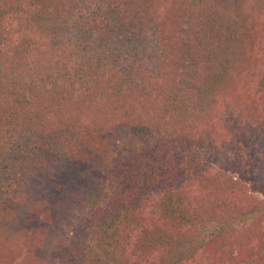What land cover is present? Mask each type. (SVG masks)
<instances>
[{"label": "trees", "instance_id": "obj_1", "mask_svg": "<svg viewBox=\"0 0 264 264\" xmlns=\"http://www.w3.org/2000/svg\"><path fill=\"white\" fill-rule=\"evenodd\" d=\"M106 1L111 3L97 10L93 0H0V118L9 109L16 110L15 104L32 93L38 78L65 97L68 94L64 92L76 90L71 99L77 103L69 107L70 111L75 109L72 115L63 117V125H51L52 131L44 126L42 130L48 137L55 136L57 130L62 135L71 134L61 140L62 144L68 149L78 147L74 148L72 161L89 162V172L101 186L84 208L89 221L97 220V240L88 244L84 242L87 237H77L70 242H55L58 249L49 252V264H190L196 258L205 261L204 252L212 244L223 260L264 264L259 261L264 254L262 244L257 247L253 243L263 236L264 199L255 198L253 191L264 190V174L256 172L258 168L264 171V166L258 167L255 160L261 134L252 125L264 109V51H257L261 31L256 23L260 18L264 21V0H156L166 10L157 18L151 12L157 11L155 0ZM73 5L85 12H79L78 17L87 21L71 28L69 22L76 20L70 15ZM179 7L186 10L183 16L172 12ZM63 8H67L65 12ZM192 8L197 9L191 15ZM118 17L136 25L137 43L132 45L135 35L130 37L129 45H111L109 37L113 33L109 29L120 24L119 19L115 21ZM54 20L74 42L71 55L77 53L75 60L67 57L69 64L64 69L57 65L59 58L54 61L53 53L42 47L51 44L46 41L49 37L44 25ZM83 28L79 40L78 32ZM156 30L163 36L153 37ZM146 54L150 64L162 63L153 70L189 90L180 107L186 133L173 132L165 144L161 140L151 143L152 135L139 138L137 133L128 145L115 148L116 142L110 136L112 127L104 126L107 116H99L100 109L94 103L109 98L114 111L130 98L136 100L130 89L136 96L143 94L147 86L138 77L149 70L144 65ZM93 61L103 70L90 79L86 65L93 67ZM202 71L203 81L197 84ZM154 73L150 76L155 79ZM101 74L108 80L107 92L98 94L92 92L88 82ZM136 75L137 79L129 81ZM81 78L85 81L80 82ZM144 95L148 103L152 93ZM171 101L172 108L166 105L162 115L165 123L178 112V99L173 96ZM85 109L98 110V121L91 126L76 117ZM206 113L211 128L223 122L221 127L227 130V143L222 146L227 150L224 158L218 145L222 141L211 138L213 131L208 127L201 130L199 121ZM33 119L39 121V117ZM81 127L84 130H77ZM1 139L9 143L11 137L0 136V171H4L2 175L0 172V244L6 246L8 232L14 226L11 211L17 210L12 213L19 215L20 206L16 208L14 202H20L27 188L12 161L3 166L7 151L4 153ZM168 150L170 155H165ZM225 158L230 161L227 163ZM219 159L221 163L216 164ZM232 164L240 165L237 178L230 173ZM4 198L9 199L6 207L2 206ZM55 205L50 206L52 214L58 210ZM41 207L35 211L37 217L45 214ZM128 228L138 233L133 246L136 252L130 254L124 247L130 243ZM160 248L163 252L152 258L153 251ZM1 250L4 259L9 254ZM43 254L39 253V258L44 259Z\"/></svg>", "mask_w": 264, "mask_h": 264}, {"label": "rangeland", "instance_id": "obj_2", "mask_svg": "<svg viewBox=\"0 0 264 264\" xmlns=\"http://www.w3.org/2000/svg\"><path fill=\"white\" fill-rule=\"evenodd\" d=\"M93 1L94 4L97 5V10H100L103 6L111 3L106 0ZM155 2L157 3L156 0ZM251 2L255 3V0ZM187 5L190 6V4H185V6ZM158 6L159 4L156 5L157 11H155V9H152L151 11L155 18H157L159 12H161V16L162 13L166 14V10H162V8ZM71 7L72 11L70 12V15L72 14V16H75L76 18V20L72 19L69 22L71 28L84 25V22L87 20L83 17H78V13L83 11H78L75 9L74 5ZM191 7H195V5H192ZM66 9L67 8H63L62 11L65 12ZM194 9L196 10L197 8L191 9V15L193 14ZM183 10H185V8L179 7L172 10V12L173 14L177 13L183 16ZM118 19L119 17L115 18V21ZM263 22L264 21L261 18L256 21V23L260 25L259 30L261 31V39L257 44L258 54H263L264 51V28H261ZM119 23L120 24L117 26H111L109 29L111 33H113V37H109L111 42H113L111 45L116 46V44L120 43H126L129 45L130 37H134L137 33L136 25H132L131 20L124 23L119 19ZM70 25L63 24L62 26L70 28ZM44 28L47 32L46 35L49 37L46 41H51V44L42 47L46 52L50 51L53 53L54 61H56L55 58L58 57L59 60L57 65L60 69H64L67 64H69L67 57L71 56L74 60L76 59L77 53H74L75 55H71V52L75 47V45H73L74 42L69 41V36H67L65 32L61 31V26H59V24L57 25L56 20H54L51 25L45 23ZM158 31L159 30H156L153 37L159 38L163 36L162 34H159ZM81 32L84 33L85 29L83 28L80 33L78 32L80 35L79 40L82 39ZM163 34L164 36H167L166 31H164ZM175 36L177 37V35ZM135 38L136 40H133L132 45L137 43V35ZM144 60V65L147 66L149 70L147 69L144 75L138 77V81H142L147 87L143 88V94L139 93L137 96L152 93L148 103L145 101L146 95L137 97L131 89L129 92L136 97V100L134 98H130L122 104L123 107L114 111H112V108L109 106V98L102 101L99 99H97V101L95 98L96 103H94V105L98 106L101 113L99 116H107L105 117L104 126H107V128L112 127L110 136L115 138L114 139L112 137V139L116 142V146L114 145L115 148H121L124 144L128 145L127 141L136 137L137 133L139 138L142 135L145 137L152 135V137L149 138V142L151 143L161 140L164 144L169 140L173 132L183 134L186 133L185 129L187 127H184V122L186 120L183 121L185 117L183 116V112L180 107L183 103V97L189 90L180 88V86H183V83L175 84V80L170 81L167 77L165 78L163 73L160 75V71L153 70L154 67H162V63L155 64L154 61L150 64L149 54L145 55ZM93 65V67L89 64L86 65L89 73L87 76L90 79L93 78V74L103 70L98 67V63L96 61H93ZM135 68H137V66H135ZM154 72H157V77L155 79L150 76L152 74H156ZM135 74H137V72ZM98 76L88 83L91 86V90H93L92 92L102 94L107 92L105 85H108V80L105 74ZM203 78L204 71H202L201 75L197 77V84L202 83ZM135 79H137V75L136 78L134 76L131 80H127L134 81ZM156 80L159 82L157 85H160V87L158 86L159 90L157 85H155ZM83 81L85 80L81 78L80 82ZM50 85L47 86L46 84L40 82L39 78L36 79V83L33 84L32 93H30V95H24L23 99L25 100L18 101V103L15 104L16 110L9 109L5 113V116L0 118V136L11 137L9 143H7L4 139H1V141H3V147H1L4 149V153L7 151V153H3V166L5 162L12 161L13 165H16L17 174H21L23 177V184L27 188L23 193L24 195L19 199L21 203L17 201L14 202L17 204L16 208L20 206L18 209L19 215L12 213L17 210L11 211V223L14 226L11 227L12 230H10V226H6V229L10 230L8 232L9 240L6 246L0 244V248L2 249L1 252L9 255H7L4 259H2L3 257H0V264H49V261L47 260L49 259V252H53V248L58 249V247L54 244L55 242L61 243V241L64 242L68 240L70 242V240L73 241L77 237L80 239L87 237L84 242H88V244H94L97 240V220L92 219V222L89 221L87 219L88 215L85 213L87 209H84L87 202L92 200L93 196H97L101 187L99 181L93 177L92 172H89L91 164L87 161L81 160L72 161L73 152L75 151L74 148L77 149L78 147L76 146L68 149L61 141L64 137H69L71 134L67 133L62 135V131L57 130L56 133L54 132L55 136L50 135L48 137L42 130V126H44V129L50 132L53 127L51 125L56 123H59V126L63 125V117L72 115V112L75 109L70 111L69 107H72L77 103L71 99V97L76 95V90L64 92L68 94V96L65 97L64 94H58ZM127 85H129V83H127ZM163 87H166V89H163ZM125 90L128 91V89ZM189 93H191V91ZM249 93H251V91H249ZM173 96L178 99V101L175 102L178 112L175 109H171L173 112L176 111V113L174 117L170 119L169 123H165L162 115L166 105H168L169 108H172L169 103H172L171 100ZM9 99L14 100L13 96H10ZM52 109L55 111H52ZM262 113L263 115H261ZM111 114L117 115L116 117H112ZM94 115H97V118H95ZM206 115L207 113L199 121L201 130L204 126L208 127L211 132L213 131V136H211V138H215L216 142L219 140L222 141L218 145L221 148L220 155L224 158L223 153L227 152V150L222 149V146L223 143H227V130L225 129V126L221 127L223 122L212 126L211 128V121L206 118ZM99 116L98 110L93 109H85L76 115L77 119L87 123L88 126L96 123ZM38 117L39 121L36 122L33 118ZM188 120L190 121L191 119ZM49 122L52 123L49 124ZM27 125L34 126L32 129H25V126ZM252 125L255 126L261 134L258 146L259 150L256 155L257 159L255 160H257V166L262 167L264 166V144L262 145L264 142V109L260 111L257 121L253 122ZM7 128H9L8 131H6ZM83 128H85V126ZM83 128L81 127L77 130L82 131L84 130ZM108 131L109 129H107V132ZM179 133H177L175 137ZM19 144H21L20 148ZM59 146L65 147L60 149ZM164 153L165 155H170L169 150ZM9 154H11V156ZM228 156L229 155H227V157ZM5 157L7 158L5 159ZM226 160L227 163L230 161L228 159ZM19 163L22 164V167L19 166ZM215 163H221V159H219V162ZM239 166V164H232V166H230V173L235 175L236 178L239 174ZM214 170H216V167H214ZM256 172L260 173L261 176L264 174V171H262L261 168H258ZM3 173L4 171L2 170L1 175ZM194 190L197 191V189ZM253 192L255 198L258 200L264 199V190H256ZM8 201V198H4L2 206L5 205L6 207V203H8ZM55 204H57L58 207ZM42 205L44 207L45 214H40L39 217H37L35 211H37L38 206L41 207ZM54 205L58 210L55 214H52L49 209L50 206H53L54 208ZM97 206L100 207L102 205L98 203ZM149 210L150 208H147V211ZM18 216L22 218H17ZM261 224L264 227V219ZM73 225H75V229H73ZM126 233H130V243H128L127 246H124L127 248L125 249V252H128V254H130L129 252H136L133 246L136 243L138 233L131 228H128ZM261 234H263V236L257 237L253 243L257 247L262 244L261 248H264V229ZM216 250L217 247L212 244L204 252L206 256L205 261L201 262L200 258H196L193 260L194 262L190 264H234L226 259L223 260L222 256L218 254V251ZM38 252H43V255L46 254L45 257H42L44 259H41V257L39 258ZM137 252L140 251L137 250ZM153 252L154 256L152 258L157 256V252H163V250L160 248ZM263 256L264 254L261 255V259L259 260L261 263L264 262ZM133 259L135 260L136 256H134Z\"/></svg>", "mask_w": 264, "mask_h": 264}]
</instances>
